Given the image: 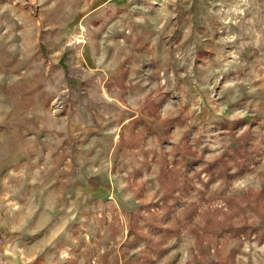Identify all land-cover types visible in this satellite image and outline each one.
<instances>
[{
  "label": "rangeland",
  "instance_id": "rangeland-1",
  "mask_svg": "<svg viewBox=\"0 0 264 264\" xmlns=\"http://www.w3.org/2000/svg\"><path fill=\"white\" fill-rule=\"evenodd\" d=\"M217 7L0 0V264H264V0ZM248 139L254 169L209 179Z\"/></svg>",
  "mask_w": 264,
  "mask_h": 264
},
{
  "label": "trees",
  "instance_id": "trees-1",
  "mask_svg": "<svg viewBox=\"0 0 264 264\" xmlns=\"http://www.w3.org/2000/svg\"><path fill=\"white\" fill-rule=\"evenodd\" d=\"M166 131V129H165ZM165 133V132H164ZM243 137V135H242ZM190 154H195V151L187 150ZM259 149L256 146H252L250 140H241L236 148L233 149L234 155L232 156V160H228L225 155L220 156L218 160L213 163L208 164L207 167V175L209 179L218 176L224 179L226 182H230L233 178L244 175L245 173L251 172L258 161ZM165 167H162L160 171H163ZM182 182H186L187 178L183 177L181 179ZM209 181L205 182L208 184ZM184 185L182 186V188ZM174 192V191H173ZM243 197L246 198L247 203H250L252 206L257 207L259 203V194L252 193L250 190L243 193ZM236 197H231L226 200V203L231 205L232 203H236L241 212H245V208L237 202ZM219 208L213 209V213L215 214L219 211ZM243 221L235 222L233 220V214H229V216L225 217L221 222L217 221L218 224L221 225V229H225V231H234L235 233L243 232L247 229L249 231L255 230V226L251 223L246 216L242 215ZM263 232H264V228Z\"/></svg>",
  "mask_w": 264,
  "mask_h": 264
},
{
  "label": "crops",
  "instance_id": "crops-1",
  "mask_svg": "<svg viewBox=\"0 0 264 264\" xmlns=\"http://www.w3.org/2000/svg\"><path fill=\"white\" fill-rule=\"evenodd\" d=\"M196 1H198V0H196ZM200 1H202V2L203 1L211 2V6H212V3H213V4L218 6L217 9H219V8H223L224 9L225 8L224 6H229L230 4L232 5V4H234V2H236L238 0H200ZM220 6H222V7H220ZM98 9L99 8H95V10H93V11L94 12H99ZM211 9H212V7H211ZM107 11L108 10H106L105 12H107ZM206 11L209 14V10H206ZM222 15H224V13ZM99 28L102 31H104L105 34L106 33H120V34H123L117 39H119L120 41L124 40V25H121V26L118 27V26H114V25L105 24V25H102V26L99 25L98 29ZM118 29H120V30H118ZM216 36H217V34L213 30H208V32L206 34V38H205V41L207 42V45L205 46V49L207 51L213 49V42H214ZM218 38H219V36H218ZM112 39H113L112 37L106 38V40H109V41H112ZM113 40H115V39H113ZM104 49H108V53H106V51L102 52L101 55L99 56V59L107 58L110 51H113L114 52L113 55H115L118 52L119 49H120L121 55L124 56V47H122V46L121 47L119 46L118 48H113V49H111V48H104ZM113 64H114V61L111 60V62L107 66L110 67ZM104 72L109 76V78L111 80H118L120 78V76H121V73H122V71H120L117 76L112 77L111 76L112 73H108L107 71H104ZM119 115H124V110L122 111V113H119ZM123 121H124V119H123ZM120 124H121V122H120Z\"/></svg>",
  "mask_w": 264,
  "mask_h": 264
},
{
  "label": "bare ground",
  "instance_id": "bare-ground-1",
  "mask_svg": "<svg viewBox=\"0 0 264 264\" xmlns=\"http://www.w3.org/2000/svg\"><path fill=\"white\" fill-rule=\"evenodd\" d=\"M80 26H81V27H83V25H82V24H81Z\"/></svg>",
  "mask_w": 264,
  "mask_h": 264
}]
</instances>
